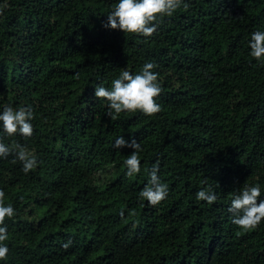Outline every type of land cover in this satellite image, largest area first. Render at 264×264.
Returning a JSON list of instances; mask_svg holds the SVG:
<instances>
[{
    "label": "trees",
    "instance_id": "obj_1",
    "mask_svg": "<svg viewBox=\"0 0 264 264\" xmlns=\"http://www.w3.org/2000/svg\"><path fill=\"white\" fill-rule=\"evenodd\" d=\"M114 3L0 0V105L34 114L31 137L0 142L38 160L25 173L14 153L0 158L16 210L2 264H264V218L241 230L227 211L243 183L264 198V64L247 44L264 0H186L149 37L104 27ZM148 61L161 110L109 117L94 86ZM121 135L142 145L131 177ZM157 161L169 194L150 205L138 193ZM204 186L211 204L195 199Z\"/></svg>",
    "mask_w": 264,
    "mask_h": 264
},
{
    "label": "clouds",
    "instance_id": "obj_2",
    "mask_svg": "<svg viewBox=\"0 0 264 264\" xmlns=\"http://www.w3.org/2000/svg\"><path fill=\"white\" fill-rule=\"evenodd\" d=\"M188 7L186 0H115L112 9L106 14V28L120 29L124 33H138L145 37L151 36L157 29L159 21L165 16H172L181 7ZM247 40L248 55L257 63L264 64V30L252 31ZM156 65L145 62L139 71L131 73L127 69L121 70L106 87L103 83L96 84L93 95L100 98L106 105V114L115 118L122 112H136L150 116L161 110L158 102L162 89L158 80L159 73L154 71ZM33 110L31 106L13 107L0 105V135L13 136L19 134L31 137L33 134ZM114 148H131L132 151L123 160L126 176H133L140 172V157L138 153L142 145L135 137L125 139L117 136ZM22 164V170L27 173L37 166V156L27 145L15 143L12 147L0 142V158L9 153ZM157 161L148 171V181L139 191L138 198H142L150 205H156L167 198L169 186L158 175ZM261 187L258 184L243 183L232 193L227 211L231 213V222L241 230L255 229L264 218V198H261ZM259 198V199H258ZM195 199L208 204L216 201L217 195L210 186L200 187L195 192ZM15 208L12 203L5 202V193L0 189V264L6 260L9 247L8 224L5 218H13ZM71 240L64 242L61 247L68 248Z\"/></svg>",
    "mask_w": 264,
    "mask_h": 264
},
{
    "label": "rangeland",
    "instance_id": "obj_3",
    "mask_svg": "<svg viewBox=\"0 0 264 264\" xmlns=\"http://www.w3.org/2000/svg\"><path fill=\"white\" fill-rule=\"evenodd\" d=\"M103 174L102 173H95V179L102 178Z\"/></svg>",
    "mask_w": 264,
    "mask_h": 264
}]
</instances>
